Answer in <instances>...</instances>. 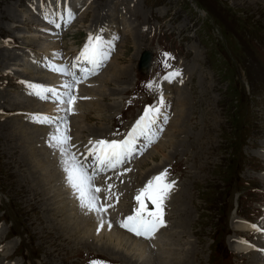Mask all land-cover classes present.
Returning a JSON list of instances; mask_svg holds the SVG:
<instances>
[{
	"label": "rangeland",
	"instance_id": "obj_1",
	"mask_svg": "<svg viewBox=\"0 0 264 264\" xmlns=\"http://www.w3.org/2000/svg\"><path fill=\"white\" fill-rule=\"evenodd\" d=\"M27 1L0 0V53L2 52L4 57L8 53L11 56L15 55L18 61V67L5 74L3 63L6 60L0 58V264H93V262L103 264L104 260L115 264H135L137 259L134 260L133 257L127 256L126 260H129V263H123L93 253L92 249L85 251L87 248L80 246V242L56 237L54 226L57 225V221L60 225L64 224L65 220L59 211L52 214L54 204L59 203L60 199L54 201V187L49 190L52 194L54 192V197L48 193L41 201L39 195L34 194L38 189L30 191V180L26 179L30 173L26 165L18 163L20 155L13 150L22 144L11 140L3 129L4 124L10 121L18 122L27 115L24 111L15 110L20 107L9 108L8 100L3 99V92L6 94L13 92L15 95L21 89H28L26 86L29 82L22 81L21 78L34 77L35 71L28 69L26 63H22L24 60L22 56L25 50L37 53L34 45L48 39L42 35L47 22L42 25L40 20L34 19L36 18L34 14L24 22L9 19L10 12L16 7V10L19 9L21 12L25 10ZM86 1L93 8L82 12L75 20L76 25L70 29L72 32L69 30L61 38L62 45L67 50L72 46H80L85 38L83 28L92 23V18L96 15L98 20L105 19L106 22H110L111 27L119 30H121L119 27L123 28L119 20L108 17L116 16V9H124L123 6H119L118 0H95L93 3L96 6L92 5L91 0ZM107 1L108 14L105 16ZM137 2L138 14L132 17L136 23H143L138 37L127 30L121 32L124 34L119 44L116 41L111 63L100 75L101 79L97 80L98 86L102 85L100 91L115 88L112 81L116 78H111V82L106 81L108 74H105L113 63L124 69L131 63L135 65V79L129 83L128 89L120 94L122 98L115 101L121 104L119 112L113 113L111 117L104 114L97 117L89 111L84 114L83 121L90 128L109 131L107 136H104L107 140L124 137L129 125L136 122L145 107L154 104V96L146 84L162 78L169 70L182 73L185 67V71L188 72L184 85L186 91L183 92L185 105L180 106V109L184 110L190 96L191 109L185 121L189 135L185 136L183 126L175 130L173 125L166 123L168 131L164 139L162 134L165 132H162L159 134L160 138L151 144L152 148L143 154L144 156L132 159L130 171L136 175L144 168L155 170L156 165L160 163V155L167 151V157L170 156L164 166L159 168L158 174L166 169L168 180L175 181L174 189L170 192V196L175 197L172 201L174 209L164 206V220L170 224L166 233H170L173 245L179 248L176 262L182 254L188 252L187 261L185 257L180 264L186 262L188 264L190 261V264H249L248 258L254 251L236 255L227 246L226 238L232 234L231 206L233 210H238L237 215L254 225H258L264 219V173L262 174L264 163L254 154L261 148L260 143L264 142V0ZM124 6L126 7L125 4ZM122 16L134 23L128 12H122ZM8 22L16 23L13 29L30 31L42 38L37 36L33 43L31 40L27 47H24L22 43L27 39L22 37L19 40L11 36L12 32L7 27ZM47 28L50 31L46 33L47 36L52 37V28L50 26ZM111 32L117 34L116 29ZM4 38L11 41L7 42ZM137 47L138 50H142L136 51ZM145 50H150L153 56L154 68L148 72L139 70L137 66L139 56ZM164 53H168L169 57H165ZM72 55L73 52H66V56ZM165 61L169 65L168 68L164 67ZM99 102L109 110L112 108L110 105L113 98L102 97ZM110 112L112 110L108 111V115ZM29 126L33 128L32 125ZM77 126L82 132L83 129ZM13 127L17 128L16 125ZM53 128L36 129L43 131L47 129L49 132ZM178 133L179 136L176 135ZM84 134H88V131L79 139L80 143L77 144L79 147L87 141ZM172 134L174 138L183 142L176 150L167 144L166 137L169 139ZM161 139L165 143V148L159 145ZM77 148L76 146L74 151ZM29 154L37 160L38 151L35 148L32 151L35 156L31 154L30 147ZM148 154L150 158L139 164L142 157ZM36 168L40 169L37 166ZM121 173L123 171H120L119 175ZM259 173L262 177L258 175ZM140 187L141 185L135 186L132 191L123 192V198L119 200L123 201L120 210L125 212L131 205L137 204L135 196ZM239 196L241 197L238 199ZM168 200L169 196L165 202ZM183 205L184 209L181 207ZM148 206L150 209L153 207L150 203ZM179 217L184 221L183 227L176 223ZM256 229L236 235L245 240L256 241L254 240L256 238L260 240L259 236L264 230L261 231L258 227ZM163 244L166 245L165 242ZM91 246L98 249L97 251L105 250V244H98L96 241H93ZM166 246H170L169 242ZM255 251L256 254L264 255L261 248Z\"/></svg>",
	"mask_w": 264,
	"mask_h": 264
},
{
	"label": "bare ground",
	"instance_id": "obj_2",
	"mask_svg": "<svg viewBox=\"0 0 264 264\" xmlns=\"http://www.w3.org/2000/svg\"><path fill=\"white\" fill-rule=\"evenodd\" d=\"M91 1L93 5V0ZM108 1L106 2L105 16H107L108 14V10H107ZM137 1L138 0H124L123 2H121V0H118L119 6H123L124 9H116L115 12L116 16L109 15L108 17L113 20H119L120 24L123 27V30H127L131 33H135V35L138 37V32L141 31L142 25L140 23L136 24V21L132 17L135 14H138ZM124 4L126 5V7L124 6ZM25 6L26 9L23 10L22 12L19 9L16 10L17 7L15 8L14 11H11L9 14L10 17L9 19H11V21H13V19H18L24 22L25 20H29L30 15L33 16L34 14V16L37 18L34 19L37 21L40 20L42 25H45V23L47 22L46 25L43 27L44 33L42 35L48 37V39H46L45 42H40L35 45L37 51L40 53V55L43 54V57L36 59L34 58V56L32 57L30 52L26 53L25 51L24 56H22V58L24 59L22 63H26L28 69L35 71V76L34 77L23 76L21 78L22 81L25 80L29 83H33L37 85L42 84L43 86L51 87L54 89L55 86L56 87L60 85L62 86L65 83L70 82L68 76L62 75L60 73L58 74L56 71H51L48 69H51L53 66L56 67L65 66L69 62H72L73 64L77 63L76 57L79 55L80 51L84 47L89 34L92 35L102 34L105 40H109L112 43L117 40V36L115 32H111V33L108 32V27L110 25V22H106L105 19H101L100 17L99 19L101 20H98V16L96 15L95 17L92 18L93 22L83 28V30L87 34V37L81 47V50L78 51L80 48L72 46L67 50V52L68 51L74 52L73 59L69 61L67 60L66 56L60 58L61 57L60 54H62V51L60 49L61 36L55 29L56 24L50 23L49 19L45 18V14L50 12H58L60 16H51L50 19H54L56 23L61 24V28L63 27L62 25L64 24L65 26L62 28V31H64L68 27H71V25L72 27H74L76 25L75 20L79 17V15L82 12L90 11L93 7L86 0H57V1L28 0ZM69 9L73 13L74 18L71 20V22H66L67 10ZM122 12H128L130 18L133 19L134 23L131 21V19L126 20L122 16ZM22 13H25L26 15ZM15 26H16L15 22L14 24L13 23L9 24V22L7 23V27H9L8 30L12 32L11 36L19 40L22 37H25L27 39L23 43L20 42L23 44L24 47H27V43L28 42L30 43L31 40H33L32 41L33 43L37 39V36H39L30 31H26V30L18 31L16 29H13V27ZM47 26H50V28H52V37H49L46 34L50 32ZM33 29L36 30L38 28H33ZM101 30H103L102 33ZM69 32H72V30H70ZM39 37L42 38L41 36ZM135 50L137 51L138 47L135 48ZM140 50L138 51L140 52ZM194 56L193 59H195ZM134 57L135 59H137L136 56ZM0 58L6 60V62L3 63V65H5L4 72L12 71L16 67H18L17 65L18 61H16L15 55L11 56V54L8 53V55L4 57L3 53L1 52ZM111 59L103 70L98 71L97 74L93 76H89L86 81H83L76 86V88L74 89V95L77 97V99L73 105L74 111L71 112L58 111V108L60 107L58 101L44 102L41 100L32 99L31 97H29V93L32 92L30 88H28V90L24 92H18L15 95H13L12 93L6 94V92H3L2 94L3 99L8 100L9 108H16L17 106L20 108L15 110H21L27 113V115H25L26 118H21L19 119L18 122H14V123L10 121L7 124L3 125V129L6 133H8V137H10L11 140L16 141L18 144H22L21 147L20 146L14 147L13 150L15 153H18L20 155L18 163L23 166L26 165V169L30 173L29 177L26 176V179L30 180V185H31L30 191L33 192L36 191V189H38V191L34 192V194H38L39 201H41L44 198H46V195H48V193H51L49 190L54 187L55 190L53 189V191L55 192V197L53 196L54 192L53 194L51 193L52 196L51 195L50 196L54 197L53 198L54 201L57 198L60 199L59 203L57 202L54 204L55 207L52 210L53 215L54 212L59 211L60 213H62L65 219L63 220L64 224L60 225L57 221V225L54 226V233L56 234L57 238H64L65 240H71L74 242L76 241L78 243L80 242L79 243L80 246L87 248L85 249V251H91L92 249L93 253L101 254L109 259L118 260L123 263H129V260H126L127 259L126 257L128 256L129 258L133 257L134 260L137 259L135 261V264H180V261L185 257H186L185 261H187L188 252H186L184 255L182 254V256L179 258V261L176 262L179 248L173 245L174 241L171 239L170 233H166L169 227L166 228L165 230H159L155 234L153 239L145 240L131 234L126 229L120 226V221L125 217H127L128 215H132L134 209L138 207V205L136 204V205H131L127 210H125L124 208L123 210H125V212L120 210L123 207V201H119V200L120 198H123V192L132 191L135 188V186L139 187L140 185H141L140 189H142V187L145 186L148 180H150L153 176H156L160 171L159 168L163 167L164 164L168 161V157H170V156L167 157L168 155L166 153L167 151L165 152L166 154L164 153L163 155H160L161 156L160 163L156 165L155 170L152 169L150 171L149 170L150 168L148 167L141 169L142 171L141 172L139 171L138 174L136 173L135 175L133 174V172L130 171L132 165L129 164L117 171H112L103 176L96 177L95 185L102 189V191L98 193V196L100 197V203L105 205H110L109 207H107V212L103 216L104 220L106 221L105 227L98 231V226H99L98 217L96 216L95 213L85 214V211L81 209L78 200L73 195L72 189H70L65 182L64 173L61 170V166L59 162L60 159L59 155L55 154L52 148L44 144L45 142L48 141V136L50 131L49 132L46 131L47 129L44 131L36 129V128L45 129V127H54V125H48V126L38 125L31 120L33 119V116L36 114H45L52 116L54 118L66 119L67 120L66 127L68 129V135L71 138L70 143L72 146H74L75 143H80L79 139L83 136L82 134L85 131H88V134H84L87 137L86 138L87 143L81 146L80 148L81 150L76 152V155L79 158H83L85 157V155H89L88 150L92 147V143H90V141L95 142L100 139H105L104 136L106 137L107 136L106 134H108L109 131L103 130L102 128H96V129L90 128V126H88L83 121L84 114L89 111H92L93 114H95L97 117L101 116V114H104V116L107 117H111L113 113L119 112V107H121V104L115 101L117 99L122 98L120 94L123 93L125 90H127L128 87L130 86L129 83H132L135 79V75H134L135 65L133 66V64L131 63L129 67H126L124 69V67L117 66L115 63H113L111 67L108 70H106L105 74L106 75L108 74L107 77L104 74L103 76L106 77V81L107 80L110 81L111 78H116V80L113 79L112 81V84L115 86V88H113L112 90L100 91L99 88L102 87V85L99 84L100 86H98L99 80L97 79H101L100 75L111 63ZM65 60H67V63H65L66 62ZM153 68H154V64H152V69ZM185 69L186 68L184 67V71H183L184 74L182 75L183 78L181 80H178L177 83L175 81L176 77L171 81H165L162 77L161 78L162 81H159L160 79L158 80L159 93L157 91H152V90L151 92L156 100L155 105L161 107L162 115H166L168 117V125H173L175 130L176 128L180 129V126L181 127L183 126V133H185L186 134L185 136H187L189 135L188 133L190 132L187 129L185 121L188 116L189 109H191L189 108L190 96L187 100L186 107L184 108V110L183 108L180 109V106L185 105L184 104L185 97L179 87V84L183 82L185 76L187 75ZM191 69H193V67ZM187 70L189 71V67H187ZM109 72L111 73L109 74ZM62 89L63 90H59V89L56 90L57 95L61 97H63V94L65 93L64 91L65 89L64 88ZM117 90L119 91L116 92ZM161 93L164 99V105L158 104V100L160 98ZM46 95H48V93ZM102 97L113 98V102L110 105L112 108L109 109L112 110V112H110V115H108L109 110H107L105 106H102L101 103L99 102V99ZM171 98L175 103V107L173 101L170 102ZM105 118L106 117H104V119ZM57 123H59V119L57 120ZM12 124L16 125L17 128L13 127ZM134 124L129 125L127 133L130 131V129ZM159 124H163L162 120H158L157 125L154 127L157 129ZM29 125H32L33 128ZM77 125H79L83 129L82 132L78 130ZM167 131L168 129L166 126L164 130L165 133L162 134L163 135L162 139H164L163 137L165 136ZM176 135L179 136V133ZM124 137L120 139H123ZM162 139L159 141V145L162 148H165L166 146L165 143H163ZM166 139H167V144H169L175 150L178 148V146H181L183 144V142L181 143L180 140L174 138V134H172L171 137H169V139L168 137H166ZM260 146L261 148L258 149L254 154L264 163V142L260 143ZM29 147L31 149V154L33 148L36 147L38 148L37 151L39 152V155L37 156L38 158H36L37 160H34L35 158H32V156L29 154ZM76 150H78V148ZM153 150H155V148ZM145 157H142L143 159L141 158L142 160L139 161V164L146 162L145 160H148L150 158L149 154L148 156ZM36 166L39 167L40 169H37ZM35 168L38 170V172L36 171ZM39 170H41V172H39ZM120 171H123V173L119 175ZM263 173L264 172H262V174ZM260 174L261 173H259L258 175ZM260 177L262 176L260 175ZM109 185H111V188H109ZM39 189L41 191H39ZM173 198L175 197L174 196L171 197L169 195V199H171V201L169 205L170 207L168 208L172 210L174 209L172 206L174 203L172 202ZM49 205H51V203ZM45 206L48 207V205ZM181 207L184 209L185 206L183 205ZM185 213L186 212L184 210V214ZM231 214L232 216L230 218V228L232 229L233 233L230 236H227L226 239V244L229 247L230 251L235 252L236 255H242L246 252L254 251L250 257L248 256L249 264H264V255L262 253H261L262 255L259 253L258 254L255 253L256 252L255 250H257V248H264V233L261 234V236H259L260 240L259 238L254 239L256 241H253V239L245 240L244 238L241 237L239 238V236L236 235L237 232L246 233L247 231H254L257 227L261 228L260 229L261 231L264 230V219H262L258 225H254L244 220L241 217L239 218V216L237 215L238 213L235 211H232ZM107 223L111 224L110 229L107 227ZM176 223L177 225L181 224L182 227L184 226V221H182L180 217ZM93 241H96V243L98 244H105V250L99 249V251H97L98 249L91 248ZM164 242L166 245L169 242V245L170 246L172 245L173 248L171 249L170 246L164 245L163 244ZM190 262L188 264H190ZM131 263H133V261ZM185 264H187V262Z\"/></svg>",
	"mask_w": 264,
	"mask_h": 264
},
{
	"label": "snow or ice",
	"instance_id": "obj_3",
	"mask_svg": "<svg viewBox=\"0 0 264 264\" xmlns=\"http://www.w3.org/2000/svg\"><path fill=\"white\" fill-rule=\"evenodd\" d=\"M51 16H60V14L58 12L45 14V18L49 19L50 23H54L56 27H59L60 25L54 19H50ZM73 18L71 10H67L66 22H71ZM102 32L103 30H101ZM111 48L112 42L105 40L102 34H89L84 47L76 57L77 63L72 65L73 69L80 66L79 76L74 70H70L64 66L53 69L58 73L71 77V81L63 85L66 89L64 93L66 99L57 95L56 89L51 87L33 83H28L27 87L32 90L31 94L41 99L47 100L49 97L46 94L51 93L59 102L60 107L58 111H74L73 105L77 99L74 95V89L89 76L97 74L99 69L109 59ZM164 56L169 57V54L164 53ZM164 67H169L166 61L164 62ZM179 75V71L169 72L163 79L171 81ZM146 87L159 93L158 80L149 81ZM158 104L164 105L162 93L160 94ZM33 119L41 124L54 125L48 136L47 142L49 147L54 150L55 154L59 155V162L61 170L64 173L65 182L72 189L73 195L78 200L81 209L85 211V214L95 213L98 217V231L105 227L106 221L103 216L110 205L100 203L98 193L102 189L95 185L96 176L108 170H115L123 165L137 150L136 145L141 138L147 139L149 145L152 144L158 138L159 131H161L159 128L155 131L153 130L154 126L157 125V121L168 122V117L162 115L161 107L148 105L123 139L90 141L92 147L88 150V154L92 157V160L87 161L78 159L76 154L72 152L71 138L68 135L66 119L54 118L45 114H36L33 116ZM58 119L59 123H57ZM90 168L92 169L91 173L89 172ZM174 186L175 181L168 180L166 169L152 177L135 196L138 207L134 209L132 215H128L120 221V226L137 237L153 239L159 229L166 226L164 206ZM109 188H111V185H109ZM149 203L153 206L151 209L148 206ZM107 227L110 229L111 224L107 223Z\"/></svg>",
	"mask_w": 264,
	"mask_h": 264
},
{
	"label": "water",
	"instance_id": "obj_4",
	"mask_svg": "<svg viewBox=\"0 0 264 264\" xmlns=\"http://www.w3.org/2000/svg\"><path fill=\"white\" fill-rule=\"evenodd\" d=\"M150 54L149 52H144L140 58L139 67L145 69L149 66Z\"/></svg>",
	"mask_w": 264,
	"mask_h": 264
}]
</instances>
